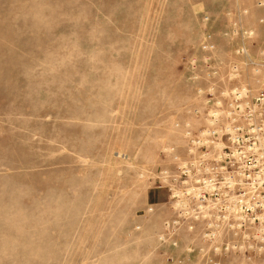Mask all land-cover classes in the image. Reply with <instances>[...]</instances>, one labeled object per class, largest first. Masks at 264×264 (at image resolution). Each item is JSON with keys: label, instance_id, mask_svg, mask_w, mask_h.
Instances as JSON below:
<instances>
[{"label": "rangeland", "instance_id": "374dc122", "mask_svg": "<svg viewBox=\"0 0 264 264\" xmlns=\"http://www.w3.org/2000/svg\"><path fill=\"white\" fill-rule=\"evenodd\" d=\"M262 60L264 0H0V264L264 262L180 177L198 90Z\"/></svg>", "mask_w": 264, "mask_h": 264}, {"label": "built area", "instance_id": "2783aa9c", "mask_svg": "<svg viewBox=\"0 0 264 264\" xmlns=\"http://www.w3.org/2000/svg\"><path fill=\"white\" fill-rule=\"evenodd\" d=\"M214 46L213 42L203 43L206 50ZM250 63L255 66L253 82L221 86L212 82L208 89L198 90L199 97H206V108L201 110L197 106L193 112L202 116L206 126L190 139L188 156L180 162V177L187 212L193 221L205 222L202 230L205 239L214 241L226 236L227 231L236 237V244L227 243L226 249L249 247L261 255L264 253V60ZM216 73L218 70L209 77L214 78ZM170 196L175 198L179 194Z\"/></svg>", "mask_w": 264, "mask_h": 264}]
</instances>
